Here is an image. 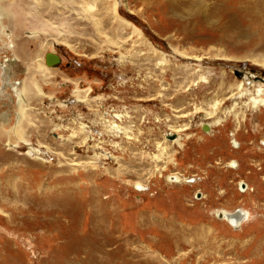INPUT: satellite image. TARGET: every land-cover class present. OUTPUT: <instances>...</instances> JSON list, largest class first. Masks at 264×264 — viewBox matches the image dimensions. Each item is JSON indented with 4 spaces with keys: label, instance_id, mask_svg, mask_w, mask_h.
Returning a JSON list of instances; mask_svg holds the SVG:
<instances>
[{
    "label": "rangeland",
    "instance_id": "374dc122",
    "mask_svg": "<svg viewBox=\"0 0 264 264\" xmlns=\"http://www.w3.org/2000/svg\"><path fill=\"white\" fill-rule=\"evenodd\" d=\"M202 1L207 12L220 6L209 23L158 0H21L25 19H40L20 36L60 60L36 107L43 130L11 148L29 161L0 164V264H87L82 241L118 234L123 245L102 246L104 258L91 249L98 264H264V245L253 252L264 229V106L249 102L264 78V0L249 13L237 0ZM230 20L236 28L224 30ZM3 38L0 60L11 55ZM236 210L249 213L237 227L216 215Z\"/></svg>",
    "mask_w": 264,
    "mask_h": 264
},
{
    "label": "bare ground",
    "instance_id": "6f19581e",
    "mask_svg": "<svg viewBox=\"0 0 264 264\" xmlns=\"http://www.w3.org/2000/svg\"><path fill=\"white\" fill-rule=\"evenodd\" d=\"M101 1L107 2L108 0H100V2ZM158 1L159 2H165L166 6L172 8L173 12H175V13L177 11H179V13H181L183 15H190L194 12H197V16L200 15V19H201V21H203V23L204 22L209 23L211 18L217 17L218 16L217 10L220 7V6H218L216 8V10H214L212 12H207V11H204V9L202 8V6H203L202 0H158ZM216 1L219 2V5H221V3L223 1H226V0H216ZM237 2L239 4L240 9L242 8L243 11L249 13V10L251 9V4H252V3L250 4L251 0H237ZM111 5H113L115 19L120 21V23L122 25H126L127 27L131 28L133 35H137V38H140L141 40L146 42V40H144L143 35L141 34V32L136 27H134L132 24H130L128 21H126L125 19H123L122 17H120L118 15L117 9H116V4L113 3ZM22 8H23V4H21V0H0V37L1 38L5 37V38H3L4 39L3 42L8 41L3 46V49L6 52H9L11 54L10 58H8V59L5 58V59L0 60V164L2 161L7 160L8 158H13V156H15L17 159H21L23 161H25V160L27 162L29 161L27 156L25 158H27L28 160L23 158V157H19L21 155L18 154L19 155L18 156L14 152L16 154L15 155L13 153V149L15 146L18 145L17 144L18 142H22V141H24L23 143L27 142L28 141L27 135L29 133L41 132L40 129L43 128L42 127L44 125L43 122H45L46 120H43L44 118L43 119L40 118V115H41L40 111L41 110L36 109V107H38L37 104H39V102L46 97L45 93L43 92L42 85L45 83H50V84L52 83V80L49 79L50 70H51L50 68L55 67V64L47 65L45 63L44 60H45V54L46 53H42L45 45L40 40H30L29 38H24V37L20 36V33L23 31V28H24L26 22L32 23V22L40 19L39 16H35L33 18H30L29 20H26L25 14L23 13ZM87 9H89V8H87ZM231 20L226 25L223 26L224 30H227L229 28H232V29L236 28L235 23ZM4 25H7L8 29L5 28ZM40 26L43 29H39V30L49 33V28L47 27V25L40 24ZM9 28H11V30H9ZM33 28L34 29H32L31 31L29 30V31L30 32L36 31L38 27H36V28L33 27ZM26 31H28V30L23 31L22 34L24 32L26 33ZM262 32L264 33V31H262ZM140 39H138V40H140ZM30 43L34 44L35 47L33 49L29 48ZM153 53L157 54L155 51ZM194 57H197V56H194ZM242 59H248V60H251L252 62H254L249 56H246ZM15 60H19V63H20V65L18 66L19 67L18 71L21 74V78L19 77V80L13 82L12 79L16 77L17 72H18L17 69L14 68L15 66H13L14 65L13 63L17 62ZM59 60L60 59H58V62H59ZM162 62H164V61H162ZM261 65L264 67V63H262ZM184 68H188V67H184ZM242 75H243L242 77L245 78V81L248 82L246 84L251 85L250 83L253 82L252 80H253L254 76H250L249 74H247V72H245ZM259 81L260 82L255 83V85L257 87V91L255 92L256 95L254 97H252L249 101L250 104L252 105V107H256L259 105L264 106V78H260ZM74 86H77V83L74 84ZM239 87H240V85H239ZM73 96L75 98L76 103H80V102L86 103L85 97H84V92L82 93L81 91L76 90L74 92ZM11 104L14 105V106L12 105L14 107V110H13V107L11 106ZM10 109H12V111H10ZM12 113L14 114L13 117H12ZM52 118H53L52 116L49 118L50 119L49 122H51ZM76 119H77V117L75 118V120ZM40 120H42L43 122ZM221 120L219 118L218 119L216 118L214 123H218ZM37 123H38V125H36ZM205 127H206L205 130H207L209 125L207 124V125H205ZM56 129L59 130L60 127L56 126ZM174 138H175V135H173V137L171 139H174ZM37 142L43 143L45 145V147H47L50 151L53 152L54 155H57V156L59 155L56 152H54L47 144H45L41 140H38ZM64 144H65V142H64ZM64 144H62L61 146L64 147ZM5 148L7 150H5ZM11 148H13V149H11ZM29 151H31V150H29ZM35 161H37L39 163H43L40 160H35ZM9 163H10L9 168L14 167L12 161ZM231 166H232V164H231ZM7 171H6L7 176H5V178L3 179V185H4L5 189H8L7 191L9 193L10 190L8 187H10L12 185V182L10 180L9 170L7 169ZM1 173L3 174L5 172H1ZM191 181H193V180H186L185 179V182H191ZM240 185L242 187L241 190H244L246 188L245 184L241 183ZM244 186H245V188H244ZM136 187H139V185H137ZM3 197H4L3 191L0 190V212L2 211L1 206L5 207V208L8 207V204H5V201L2 200ZM216 215H218L219 217H223L222 219H225V220L227 219V221L231 225H235L236 227H237V225L239 226V225H241V223L246 222V220L248 221V219H249V213L247 211L245 212L243 210H238V211L236 210L235 213H231V214H228V212L222 211V212L217 213ZM113 221L114 220L111 221V224ZM179 229H182V228L180 227ZM98 231H99V229H98ZM117 232H118V230H117ZM175 232H178L177 229L175 230ZM203 232H204V230H203ZM174 236H175V234H174ZM179 236H182V235L180 234ZM185 239L186 238H184V240ZM195 240L199 241L200 239L198 238ZM200 241L202 242V240H200ZM253 241H254L253 252H255L258 250L257 249L258 245H256V244H259L262 246L264 245V229L261 230L260 233H257V236L253 239ZM106 242H108V244ZM122 242H123V240H122ZM122 242H121V235L118 234L116 236L115 235L110 236V238L108 240L104 239L101 244H96L93 241H89L88 239H85L84 241H82V245L80 244L81 246H78V248L80 249L81 252H83L85 254L84 260L87 261V264H98V261H97L98 257L96 255H95L96 257H94V258H93V256L91 257V252H92L91 249L95 250L96 253L101 258L102 257L104 258L105 254H108V253L106 251H104V249H102V246H104V247L108 246V245L109 246L110 245L120 246V245H123V244H121ZM125 243H126V240H125ZM176 248H178V247H176ZM75 264H83V262L78 261Z\"/></svg>",
    "mask_w": 264,
    "mask_h": 264
},
{
    "label": "water",
    "instance_id": "95a60500",
    "mask_svg": "<svg viewBox=\"0 0 264 264\" xmlns=\"http://www.w3.org/2000/svg\"><path fill=\"white\" fill-rule=\"evenodd\" d=\"M58 59H59L58 56H57L56 54H54V53H49V52H48V53L45 54V63H46L47 65L57 63V62H58ZM205 125H206V124H203V125H202V129H203V130L206 129Z\"/></svg>",
    "mask_w": 264,
    "mask_h": 264
}]
</instances>
